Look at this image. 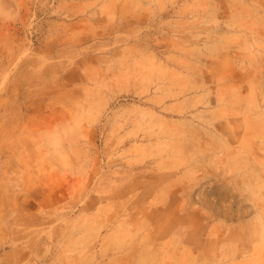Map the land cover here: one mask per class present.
Listing matches in <instances>:
<instances>
[{"label":"rangeland","instance_id":"obj_1","mask_svg":"<svg viewBox=\"0 0 264 264\" xmlns=\"http://www.w3.org/2000/svg\"><path fill=\"white\" fill-rule=\"evenodd\" d=\"M176 236L264 264V0H0V264Z\"/></svg>","mask_w":264,"mask_h":264},{"label":"crops","instance_id":"obj_2","mask_svg":"<svg viewBox=\"0 0 264 264\" xmlns=\"http://www.w3.org/2000/svg\"><path fill=\"white\" fill-rule=\"evenodd\" d=\"M160 215L162 213L160 212ZM151 232H156L155 227ZM172 230V229H170ZM184 240H180L177 236L164 241L163 252H161L162 264H197L198 260L210 258L206 253H198L197 251H186L183 248ZM161 245V246H162ZM210 256V257H209Z\"/></svg>","mask_w":264,"mask_h":264}]
</instances>
